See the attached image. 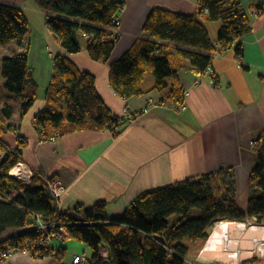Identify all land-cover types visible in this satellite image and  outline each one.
<instances>
[{"label": "trees", "instance_id": "16d2710c", "mask_svg": "<svg viewBox=\"0 0 264 264\" xmlns=\"http://www.w3.org/2000/svg\"><path fill=\"white\" fill-rule=\"evenodd\" d=\"M32 1L46 13L45 27L67 54L79 53L84 41L92 61L108 62L119 40L115 32L118 27L112 20L123 10V0ZM197 2V10L192 15L160 4L152 8L142 27L143 35L109 64V86L118 96L130 99L145 94L144 76L151 74L154 83L148 91L163 93L160 104L181 108L184 91L177 74L183 67L204 73L212 65L217 45L232 48L237 56L242 55L239 40L250 32V18L239 0ZM206 22L220 23L215 42L208 36ZM28 33L29 25L23 12L17 6L0 3V46L13 41L22 46ZM0 79L4 80V89L20 100V115L24 116L36 100L37 90L27 55L21 53L3 59ZM11 116L12 108L5 104L0 117V154H4L0 159L1 249L21 248L26 240H37L38 234L31 228V217L40 216L44 221L66 224L67 240L89 247L90 256L83 264H102L101 245L106 248L108 264H189L186 261L189 249L184 242H205L213 222L220 219L244 222L255 218L264 224V134L255 141L257 165L248 177L250 196L245 211L236 203V183L231 170L220 169L147 190L137 196L120 217L107 218L104 201L90 208L76 204L60 212L49 190L55 177L44 179L33 174L26 185L8 175L16 163L21 162V151L26 147V140L19 136L14 150L1 140L6 132L15 131L6 124ZM134 116L129 114L128 119ZM128 119L111 113L96 91L93 75L78 70L65 56L52 58L46 105L32 121L41 142L80 131H109L117 138ZM171 216H175L173 224L168 220ZM155 237H162L165 243ZM60 253L58 247L57 259ZM46 254L47 250L42 249L36 255L41 258ZM256 263L253 259L246 264Z\"/></svg>", "mask_w": 264, "mask_h": 264}, {"label": "crops", "instance_id": "0c3cea01", "mask_svg": "<svg viewBox=\"0 0 264 264\" xmlns=\"http://www.w3.org/2000/svg\"><path fill=\"white\" fill-rule=\"evenodd\" d=\"M123 2L120 24L115 30L119 40L108 62L99 63L89 58L84 41L79 53L67 54L45 27L46 13L34 1L0 0L2 4L17 6L29 25L22 46L17 41L0 46V66L3 59L25 53L37 85L36 100L24 116L20 115L21 102L15 95L0 94V117L3 106L8 104L12 116L6 124L15 130L3 134L1 140L11 150L17 146V136L26 140L20 161L33 174L56 178L49 190L60 212L76 204L90 208L104 201L106 217H120L147 190L220 169L231 170L236 203L245 211L250 196L248 177L257 165L253 142L264 134V0H239L249 14L250 32L239 40L241 56L231 48L213 57L218 87H212L207 75L198 74L189 66L178 72L184 91L183 108L160 104L163 93L148 91L154 83L151 74L144 76L145 94L123 99L109 86L108 70L109 64L143 35L144 22L155 5L192 15L197 10V0ZM254 9L258 13L254 14ZM204 27L215 42L220 23L206 22ZM55 56L67 57L78 70L95 77L96 91L114 116L123 117L125 112L135 115L117 138L109 131H80L50 142L39 140L32 121L46 105ZM3 84L0 79V87ZM184 245L188 246L185 242ZM58 247L60 259L34 257L22 251L0 264H70L74 255L90 256L89 247L76 240H67ZM99 254L102 264H108L103 245Z\"/></svg>", "mask_w": 264, "mask_h": 264}, {"label": "built area", "instance_id": "2783aa9c", "mask_svg": "<svg viewBox=\"0 0 264 264\" xmlns=\"http://www.w3.org/2000/svg\"><path fill=\"white\" fill-rule=\"evenodd\" d=\"M254 14L258 13L257 10H253ZM112 24L114 26H119L120 21L119 18L116 17L112 20ZM227 48L220 47L219 45L216 46V51L213 54V57H218L221 56ZM203 75H207L209 77V84L212 87H218V83L216 81L215 77V72L212 68V65L207 67V69L202 73ZM183 108V107H181ZM147 109H145V112ZM129 113L125 112L124 116L122 117L123 119H128ZM132 120V119H131ZM128 119V121H131ZM256 145V142H253V146ZM4 157V154L0 155V159ZM8 175L15 179L18 182L25 183L26 185H29L30 180L33 176V173L26 167V165L22 162L16 163V165L9 171ZM51 187V186H50ZM49 187V189H50ZM33 220L32 223V229L37 232L38 234V239L35 240L34 242H31L29 240H26L24 242V247H10L6 246L4 249L0 248V260L4 261L6 259L11 258L14 254L18 252H28L32 256L36 255L39 250L46 249L47 250V257H57V244L64 242L68 239V232L66 230V224H57L55 222H49V221H44L40 216H34L31 217ZM226 222L229 224L234 225L233 227L238 228V226H243L242 231L240 232V235L245 236L247 232H249L250 227H260L264 230V224H260L257 222V220H253L252 218L246 219L244 222H237V221H231L227 222L226 220L220 219L212 223V229L215 228L217 225ZM210 226V228H211ZM239 245V244H238ZM205 249V248H204ZM236 253H237V260L234 263H229V264H246L248 261H250L253 258H264V254H261L258 250V248H254L252 251L251 250H244L242 248V245L240 244V247L237 246L235 247ZM248 253L250 257L245 258L241 260L240 258L244 255V253ZM254 254L256 257H254ZM242 255V256H241ZM37 257V255L35 256ZM243 258V257H242ZM241 260V261H240ZM86 261V256L85 255H74L71 259L70 264H83ZM205 263V262H204ZM197 264V263H195Z\"/></svg>", "mask_w": 264, "mask_h": 264}, {"label": "bare ground", "instance_id": "6f19581e", "mask_svg": "<svg viewBox=\"0 0 264 264\" xmlns=\"http://www.w3.org/2000/svg\"><path fill=\"white\" fill-rule=\"evenodd\" d=\"M234 225L223 222L212 229L209 240L204 251L200 256V261L204 262H232L237 260L235 250L236 244H242L244 250H253L258 248L261 254H264V230L260 227H250L249 232L252 237L245 234L240 235L243 226H238L235 229ZM233 229H235L233 231ZM233 231V232H232ZM250 242L249 244H247ZM248 246L250 248H248Z\"/></svg>", "mask_w": 264, "mask_h": 264}, {"label": "rangeland", "instance_id": "374dc122", "mask_svg": "<svg viewBox=\"0 0 264 264\" xmlns=\"http://www.w3.org/2000/svg\"><path fill=\"white\" fill-rule=\"evenodd\" d=\"M2 93H6L7 94V91L4 89V87H0V94L2 95ZM10 196L13 197L14 196V193L11 192L10 193ZM194 215H197V212L194 211ZM168 220H169V223L170 224H173L175 222V216H171ZM223 220H226L227 222H230V223H231V221L233 222V220H229V219H223ZM234 230L235 229H233V231ZM211 232H212V226L209 229V237H210ZM247 235L250 236V237H252L250 234H247ZM209 237L207 238V240L205 242L204 241H199V243L197 245H195V246H194L193 243L185 242L188 245L187 247L190 249V251H189V253H188L187 257H186V261L189 264H192V263H197V264H229V263H234L235 261H232V262H228V261L221 262L222 260H220V261H213V262H205V263H204V261H200L199 258L201 256L202 252L204 251V248L206 247V244H207V242L209 240ZM249 243L250 242H248L247 244H249ZM237 246L240 247V243ZM200 247H201V249H199ZM248 248H250V247L248 246ZM242 257L240 258L241 260L250 257V255L246 252V253H244V255ZM254 257H256L255 254H254ZM253 259H256V261H257L256 264H264V258H258L257 257V258H253ZM253 259H251V260H253ZM102 263H103V261H102ZM238 263L241 264L240 262H238Z\"/></svg>", "mask_w": 264, "mask_h": 264}, {"label": "water", "instance_id": "95a60500", "mask_svg": "<svg viewBox=\"0 0 264 264\" xmlns=\"http://www.w3.org/2000/svg\"><path fill=\"white\" fill-rule=\"evenodd\" d=\"M252 219L256 220L255 218H252ZM155 240L159 241L160 243H165V241L162 237H155Z\"/></svg>", "mask_w": 264, "mask_h": 264}]
</instances>
